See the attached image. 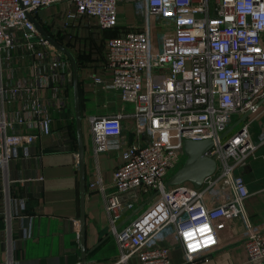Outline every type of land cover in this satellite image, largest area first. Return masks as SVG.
<instances>
[{
	"label": "built area",
	"instance_id": "built-area-1",
	"mask_svg": "<svg viewBox=\"0 0 264 264\" xmlns=\"http://www.w3.org/2000/svg\"><path fill=\"white\" fill-rule=\"evenodd\" d=\"M122 2L134 5L139 28L107 39L104 66L111 76L93 81L117 89L132 106L89 116L95 153L118 151L122 158L109 190L99 174L90 183L105 193L110 231L122 249L120 260L136 254L141 264H174L172 246L154 242L170 227L185 262L194 263L219 243L225 219L239 216L246 224L248 258L263 257L264 229L254 228L248 219L250 189L239 169L259 155L264 121L256 136L250 118H243L242 128L236 123L246 113L256 117L263 111L264 0H0V165H8L14 149L36 137L16 130L15 124L51 133L53 120L51 104L39 97L25 107L31 116L7 111L16 94L32 89L6 79L3 66L10 51L24 46L46 57L38 73L46 83L72 77L69 57L41 34L31 15L64 3L65 24L88 14L102 27L113 28L119 24ZM125 118L133 121L132 141L125 134ZM187 138L213 140L206 154L216 160V169L200 186L167 184L187 158ZM127 192L132 194L125 196ZM143 201L148 206L121 225L123 214ZM203 225L210 231L202 234ZM190 231H195L192 239L185 236ZM24 234H29L27 227ZM209 236L214 242L206 243ZM7 263L14 264L12 255Z\"/></svg>",
	"mask_w": 264,
	"mask_h": 264
},
{
	"label": "crops",
	"instance_id": "crops-1",
	"mask_svg": "<svg viewBox=\"0 0 264 264\" xmlns=\"http://www.w3.org/2000/svg\"><path fill=\"white\" fill-rule=\"evenodd\" d=\"M125 5L130 7L134 18L130 16L132 20L128 19L127 10L119 9V24L113 28L102 27L97 17L88 14L71 19L66 24L76 35L69 48L78 60L81 105L84 112H90L88 120L91 114L118 112L132 106L121 100L117 89L103 88L93 81L95 76H111V70L104 66L107 39L138 27L133 4L125 2ZM67 8L66 5V8L56 12L51 7H42L33 16L50 32L48 16L59 12L65 24ZM133 25L137 26L132 28ZM10 54V59L3 66L6 79L11 84L21 83L32 89L16 94L13 101L6 104L7 111L31 116L29 108L25 107L39 97L51 104L53 120L51 133H40L38 129L15 124L16 130L33 132L36 137L17 146L8 165H0V264H8L11 255L14 264H83L80 244L81 172L76 123L73 121V77L58 76L46 83L38 74L42 65L46 64V57H40L24 46L13 49ZM40 82L44 83L43 86H37ZM261 107L263 111L258 116H246L252 120L250 128L254 136L259 133L264 121V98ZM124 123L127 125L125 134L128 141L134 140L133 121L125 118ZM84 139L87 160L84 238L87 264H141L136 254L126 262L120 260L122 249L110 231L105 193L98 186L90 185L99 174L109 190L113 172L122 160L121 155L109 150L95 153L91 128L90 134L85 132ZM239 170L250 189L245 201L248 219L254 228L264 229V145L259 155ZM131 194L127 192L125 196ZM143 203L126 211L120 224L130 221ZM225 221L219 243L202 253L194 263L185 262L183 248L172 228L164 229L154 242L172 246L174 264H264V256L248 258L243 244L246 233L243 218L229 217ZM25 227L28 235L24 234Z\"/></svg>",
	"mask_w": 264,
	"mask_h": 264
},
{
	"label": "water",
	"instance_id": "water-1",
	"mask_svg": "<svg viewBox=\"0 0 264 264\" xmlns=\"http://www.w3.org/2000/svg\"><path fill=\"white\" fill-rule=\"evenodd\" d=\"M217 12V10H216ZM37 29L44 35L52 44H54L59 50L64 52L68 57L72 65V77H73V101L74 111L76 119V132L79 145V163L81 172V185H80V198H81V231H80V244L82 249L83 264H87V250L85 245V204H86V145L83 132V110L80 97V85H79V65L78 60L74 52L65 44L61 43L57 38L46 30L43 25L31 15ZM249 113L243 115L236 124L242 128V120ZM226 133V132H225ZM224 133V134H225ZM213 145L211 138L204 139H190L187 138L184 141L185 152L187 158L183 165L179 167L169 178L167 184H175L183 182L185 180H191L196 186H200L205 177L212 174L216 169V160L207 155L206 151Z\"/></svg>",
	"mask_w": 264,
	"mask_h": 264
},
{
	"label": "rangeland",
	"instance_id": "rangeland-1",
	"mask_svg": "<svg viewBox=\"0 0 264 264\" xmlns=\"http://www.w3.org/2000/svg\"><path fill=\"white\" fill-rule=\"evenodd\" d=\"M122 4L120 3L119 9L122 10V11L123 10L124 11L127 10L126 14L129 17L128 19L132 20L133 14L131 12L130 7L128 5H125V2H122ZM47 7H51L52 9H54V11H56L57 9L60 10V8H66V5L64 3H56V4L49 5V6H45L44 8H47ZM133 9H134V5H133ZM134 12H135V9H134ZM130 16H132V17L130 18ZM62 20H63L62 19V15L59 12H58V14L50 15V16H48V24H47V26L49 27V30H50L52 36H54L55 38H58L61 43L65 44V45H67L69 47V45L71 46L72 42L75 40L76 35H75L74 32H72V27H69L68 25L63 24ZM137 20L138 21L140 20V16L139 15H137ZM137 25H133L131 27L134 28ZM136 28H138V27H136ZM89 114H90V112H88V111L84 112V110H83V132H84V134H85L86 131H88L89 134H90V125L91 124H90V122L88 120V115ZM235 116H238V115L236 114ZM73 121L76 123L75 114H74ZM237 126H239V124ZM116 152H118V151H116ZM167 181H168V179H167ZM183 182H187L189 184H193L194 183L191 180H185ZM179 183H181V182H179ZM175 184H178V183H175ZM175 184H173V185H175ZM143 199H145V196L143 197ZM146 199H148V197ZM147 206H148V203H145L143 206H141L137 210L136 215L140 211L144 210Z\"/></svg>",
	"mask_w": 264,
	"mask_h": 264
},
{
	"label": "snow or ice",
	"instance_id": "snow-or-ice-1",
	"mask_svg": "<svg viewBox=\"0 0 264 264\" xmlns=\"http://www.w3.org/2000/svg\"><path fill=\"white\" fill-rule=\"evenodd\" d=\"M209 231H210V228H209L208 225H203V226L200 228V232H201L202 234L205 233V232H209ZM194 235H195V231H190V232L185 233V236H186L187 238H189V239H192V237H193ZM212 242H214V241H213V238H212L211 236H209V237L207 238V240H206V243H212ZM189 248H190V249H194L195 246L192 245V244H190V245H189Z\"/></svg>",
	"mask_w": 264,
	"mask_h": 264
}]
</instances>
